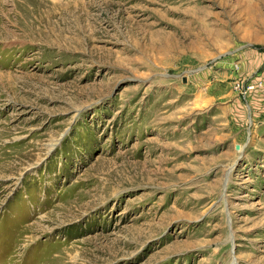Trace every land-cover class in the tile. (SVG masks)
<instances>
[{
  "label": "rangeland",
  "instance_id": "rangeland-1",
  "mask_svg": "<svg viewBox=\"0 0 264 264\" xmlns=\"http://www.w3.org/2000/svg\"><path fill=\"white\" fill-rule=\"evenodd\" d=\"M263 71L264 0H0V264H264Z\"/></svg>",
  "mask_w": 264,
  "mask_h": 264
},
{
  "label": "bare ground",
  "instance_id": "bare-ground-1",
  "mask_svg": "<svg viewBox=\"0 0 264 264\" xmlns=\"http://www.w3.org/2000/svg\"><path fill=\"white\" fill-rule=\"evenodd\" d=\"M54 2V1H53ZM196 15V14H195ZM139 24V23H138ZM151 27V26H150ZM146 28H149V25L146 26ZM153 28V27H152ZM136 29V28H135ZM150 31H152L150 29ZM81 32V31H80ZM148 34V31L146 33H144V35ZM152 34V33H150ZM154 34V33H153ZM152 34V35H153ZM132 35V34H131ZM154 36V35H153ZM140 40V39H139ZM159 41H153V39H150V46H147V48L150 49V51L158 53V54H166L169 49L171 48V45H168V43L166 41H161L160 39H156ZM146 42V41H145ZM64 43V42H63ZM138 43V42H137ZM139 45V44H138ZM141 51V50H140ZM147 54V53H146ZM154 54V53H152ZM147 56V55H146ZM150 56V55H149ZM253 89V88H252ZM54 145V144H53ZM84 208V207H83ZM78 211V210H77ZM79 212V211H78Z\"/></svg>",
  "mask_w": 264,
  "mask_h": 264
},
{
  "label": "crops",
  "instance_id": "crops-1",
  "mask_svg": "<svg viewBox=\"0 0 264 264\" xmlns=\"http://www.w3.org/2000/svg\"><path fill=\"white\" fill-rule=\"evenodd\" d=\"M258 79H262L264 81V71L260 74V76L258 77ZM252 89V88H251ZM258 106L260 107V109L263 111L264 113V103L262 102L261 104H258Z\"/></svg>",
  "mask_w": 264,
  "mask_h": 264
},
{
  "label": "built area",
  "instance_id": "built-area-1",
  "mask_svg": "<svg viewBox=\"0 0 264 264\" xmlns=\"http://www.w3.org/2000/svg\"><path fill=\"white\" fill-rule=\"evenodd\" d=\"M259 87H262L264 89V82L263 81H260L259 84H258ZM251 88H254L252 86H249L248 89H251Z\"/></svg>",
  "mask_w": 264,
  "mask_h": 264
}]
</instances>
